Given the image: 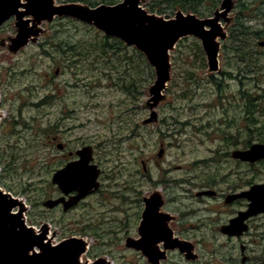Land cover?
I'll return each instance as SVG.
<instances>
[{
  "label": "rangeland",
  "instance_id": "374dc122",
  "mask_svg": "<svg viewBox=\"0 0 264 264\" xmlns=\"http://www.w3.org/2000/svg\"><path fill=\"white\" fill-rule=\"evenodd\" d=\"M69 1L53 0L52 4L87 6ZM239 1L231 0L232 11L221 20L224 36L217 39L219 71L209 70L203 48L205 62L196 63L197 54L190 51L187 41L181 53H176L177 46L170 52L169 81L160 97L154 93V69L151 76L137 58L132 66L122 61L133 57L135 48L127 46V54L111 51L105 64L98 51L103 47L92 43L94 31H99L93 25L60 16L38 21L22 6L21 20L14 15L0 26V190L18 201L15 211L22 210L25 225L35 235L45 233L51 246L85 240L87 253L80 264H156L143 252L127 247L128 235L137 237L138 212L146 206L145 200L159 202L158 211L165 217L178 219L182 211L190 224L206 226L193 231L197 238H213L221 221L218 218L227 220L243 208L226 205L224 197L231 194L229 187L236 177L263 183L264 161L243 166L224 154L237 149L229 147L233 143L264 144V48L255 57L257 68L225 48ZM97 2L102 4V0ZM222 3L216 11L222 10ZM151 4V0H141L140 5L165 20L183 12L160 15L159 8L150 11ZM22 22L31 33L24 46L18 43ZM247 24L264 31V20L253 18ZM71 55L80 62L69 66ZM187 71L195 74L196 81L187 77ZM254 95L261 97L255 118L250 114ZM55 136L68 150L92 147L93 163L102 171L101 191L68 212L43 207V202L62 196L52 183L56 171L65 166L64 161L55 163L56 155L63 156L52 144ZM161 145L166 149L163 158L158 157ZM214 188L220 192L219 198L197 197L200 191ZM131 199H138L142 209H133ZM162 200L165 206L160 209ZM253 222V230L264 228V216ZM262 237L263 242L248 236L247 244L235 245L236 264H241L243 246L252 257L250 264H264ZM201 241V245H189L191 253L161 245L165 256L158 264L228 262L232 244H223V239Z\"/></svg>",
  "mask_w": 264,
  "mask_h": 264
},
{
  "label": "water",
  "instance_id": "95a60500",
  "mask_svg": "<svg viewBox=\"0 0 264 264\" xmlns=\"http://www.w3.org/2000/svg\"><path fill=\"white\" fill-rule=\"evenodd\" d=\"M52 1L29 0L22 4L21 0H0V26L14 15L21 20L22 14L19 13V8L22 6L38 21H52L55 16H60L93 25L104 35L118 38L127 46L135 47L145 55L157 74L154 86L156 97L161 96L169 81L170 52L184 38L199 39L207 57L209 70L213 73L219 71L217 39L224 36L221 20L232 11L231 0H224L222 10L216 11L213 17L207 19L178 12L175 18L170 20L149 14L141 7V0H123L114 6L100 5L95 8L77 4L54 7ZM36 4L38 8L34 7ZM20 28L22 31L18 43L24 46L27 45L31 33L26 30V23L22 22ZM259 46L264 47V41L259 42ZM162 155L163 151L159 156ZM77 156L80 158L79 161L67 164L53 175L52 183L59 188L63 196L56 200L45 201L43 206L46 209L53 210L62 204L64 212H67L99 190L98 180L101 170L97 165L92 164L93 148L85 147L77 152ZM233 157L251 163L264 160V144H255L245 152L236 151ZM74 193L76 194L72 195ZM241 196L251 202L249 210L240 213L223 229L236 236L242 235L247 230L244 224L247 219L264 213V185L255 186L251 191L238 197ZM233 199L235 198L230 197L227 202L230 203ZM17 204V200L0 190V264H80V256L85 252L83 241L72 239L55 247L50 243H44L45 233L36 236L33 230L25 225L21 209L19 214H12ZM158 208V203L147 202L140 226L144 238L139 242L127 243L129 248L143 250L144 255L156 264L165 256L157 246L160 241L166 243L164 247L167 250L181 247L183 250L191 251L188 245L169 241L172 232L167 228L162 215L158 213ZM156 228L160 232L152 236L151 233Z\"/></svg>",
  "mask_w": 264,
  "mask_h": 264
},
{
  "label": "trees",
  "instance_id": "16d2710c",
  "mask_svg": "<svg viewBox=\"0 0 264 264\" xmlns=\"http://www.w3.org/2000/svg\"><path fill=\"white\" fill-rule=\"evenodd\" d=\"M69 2H75V3H83L85 5H88L92 8L97 7L101 5L97 2V0H70ZM152 4L150 5V11L155 12L157 8L160 9L158 12L160 15H174L175 11L182 10L186 14H195L196 16L200 18H206L210 17L214 14V12L217 10V8L221 5L223 0H151ZM119 1L117 0H102V4L113 6L118 4ZM250 16V17H248ZM260 19L264 20V0H240L237 3V15L235 16V22L232 28L229 30V39L225 43V48H231L232 53L235 55L236 59L240 61H249L252 64V67L257 68L258 63L256 61V55L258 54V49L260 47L258 46V42L264 40V31L255 29L252 26H249L247 23L253 19ZM250 19V20H249ZM94 31L95 29L92 27L91 29ZM96 40L95 42H92L95 46H102L103 48L107 47L106 50L101 48L100 51L102 54V58L105 61L106 59H110L108 57L109 53L111 51H115L116 53L125 52L127 54V46L119 39L107 37L103 35L100 31H94ZM190 41V51L194 52L196 55V63L200 60L201 62H205L204 59V53L201 47V44L198 40L193 38H184L179 42V44L176 47V53H181V48L183 47L184 43ZM257 41V43H256ZM84 44L88 42H83ZM62 45V44H60ZM237 45V46H235ZM109 47V48H108ZM76 50L74 49L73 52ZM97 51V50H95ZM134 51L133 57H126L122 58V61H128V65L132 66L134 64V61L137 60L140 61V63H145L146 66L149 68L151 72V76L154 75L153 68L148 64L145 56L138 52ZM99 52V53H100ZM183 54V53H182ZM172 59L175 60L176 56H172ZM188 60V58L186 57ZM68 61L70 63L69 66H72L73 64H76L80 61L73 58L72 55L68 57ZM66 67L68 65L66 64ZM90 67H96L94 65H90ZM126 72V71H125ZM254 73H256L253 70ZM187 77L192 80H195V74L192 72L187 71L186 72ZM213 77V75H212ZM110 78V75H109ZM134 83V81H132ZM255 97H252L250 104L252 107V110H250V114L252 115L259 106L256 104L258 100L261 99V97H258L254 95ZM255 118V114H253ZM254 124H258L257 120L255 119ZM1 165V164H0ZM12 167L11 165H8V168ZM10 169V168H9ZM4 187H7L5 184L2 183ZM25 190V189H24ZM21 193H23L21 191ZM31 205H40V203H32ZM103 246H105L103 244ZM97 255V254H96ZM91 256V254H90ZM123 264H133V263H123Z\"/></svg>",
  "mask_w": 264,
  "mask_h": 264
},
{
  "label": "flooded vegetation",
  "instance_id": "af4514ba",
  "mask_svg": "<svg viewBox=\"0 0 264 264\" xmlns=\"http://www.w3.org/2000/svg\"><path fill=\"white\" fill-rule=\"evenodd\" d=\"M51 140H53L52 144H55L57 149L60 150V152H61L60 155H63V156H61L62 158L61 157L59 158V156L56 155L55 159H57V160H55V163H63V161H64V164L66 166L67 164H70V163H73V162H76V161L80 160V158L77 156V152L79 150L78 151L77 150L76 151L68 150L66 145L60 141V138L58 136H55V139H53V137H52ZM255 144H259V143L251 144L250 141H248L247 143L246 142L243 143V146L241 144H239V146H238V143L237 144L233 143V145H231L229 147L231 149L232 148H237V149L236 150L233 149L234 151H232L230 153L226 152L224 154V155H226L225 158H227V159L231 158L235 163H238V164L243 165V166H246V165L247 166L248 165L252 166L253 164L262 162L264 160H260V161H257L255 163H251V162L243 161L241 159H235L233 157V153L234 152H236V151H240V152L248 151ZM59 146H62L63 148L59 149L58 148ZM85 147H90V146H85ZM94 151L95 150L93 149V156H94ZM161 151H163V155L162 156H164L165 153H166V149H165L164 145H161L160 151L158 153V157H160L159 154H160ZM65 153H67V154H65ZM65 155H67V156L65 157ZM63 157H65V160H64ZM53 159H54V157H53ZM212 161H213V159L210 162H212ZM201 163L207 164L209 162H201ZM143 169H146V168L143 166ZM59 170L60 169H58L57 171H59ZM243 176L247 177V175H245V174ZM149 181L152 182L151 177H149ZM160 184H162V182H160ZM183 184L186 185L185 183H183ZM253 184L254 183L252 181H248L247 178H244L242 176L236 177V180H235L234 184H232L229 187V192H231V194H229L226 197H224L225 198L224 203L226 205H232L233 204L232 206H235L234 204H240L241 206H243V208L241 210H239L236 214L232 213V215L227 220H223V219H219L218 218V220H221V221L219 222V224L217 226V232L214 233L215 235L213 236V238H210V237H206V238L198 237L197 238L196 234L193 231L197 230V232H200V228H206L207 229V227L206 226H198V225L190 224V220L188 219V215L185 214L182 211L179 212L180 214H178V216H179L178 219H177V217H174V216H172L173 218L165 217L162 214V218L165 220V221L164 220L163 221L166 222L167 228L172 232V236L169 238V241L174 242L175 244L176 243L179 244L181 242L183 245H188V246L192 245L193 246L195 244H198V245L203 244V242L201 241L202 239H204L206 241H215V240L217 241V240L223 239L224 240L223 244H232L233 245V247L231 249V252H230L231 254L229 255V258H228V262L227 263L225 262V263L226 264H236V261H235L236 260V256H235V254H236L235 253L236 252V246L235 245L236 244H239V243L247 244L246 238L248 236L251 237L252 241H254V242L256 240H260L261 242H263V239H262L263 237L262 236H264V230H262V231H260V230L264 229V228H261L260 230H256L255 231V230L252 229V225L255 224L253 221L256 218H258V217L264 216V213L247 219L245 221V223H244L245 226L247 227V230L244 233H242V235H240V236H236V235H234L232 233L230 234L229 232H226L225 230H223L225 227L229 226L231 221L236 219L240 215V213H246L249 210V205L251 204V202L245 197H242V196L238 197V196L243 195L244 193H247V192L251 191L252 188L255 187V186L264 185V182L261 183V184H254V185ZM203 189H206V188H203ZM100 191L101 190H99V192ZM197 197H202L203 199L219 198L220 197V192L215 191V188L213 190H202V191H200L197 194ZM230 197H233L235 199H233L230 203H228L227 200ZM148 201H149L148 199L145 200L146 206L143 208L141 213L138 212V218H137L138 225L136 226L137 230L134 231V233H136L137 237L136 238L133 237V236L130 237V235H128L127 238H131V239L128 240L127 243L139 242V241H141L144 238L142 236V233H141V230H140V226H141V223H142V220H143L144 212H145V210L147 208V202ZM162 202H163V204L161 205L160 209H163L164 206H165V201L162 200ZM81 203H79L76 207H74L70 211H72V210L76 209L77 207H79L81 205ZM131 207L133 209L136 208V207L142 209L138 199H135V200L131 199ZM58 208H62V206H58L57 209ZM158 213L160 214L159 211H158ZM213 230H215V228H213ZM159 232L160 231H158V229L156 228L151 233V235L155 236ZM194 242H196V243H194ZM218 244H220V243H218ZM161 245L165 246L166 243L164 241H160L157 246L160 247ZM243 249H244V251H243ZM134 250H136V249H134ZM247 250H248L247 246H246V248L244 246L241 248V254H240L241 257H242L241 264H250L252 262V257H249V256L246 255V252H248ZM136 251L143 252V250H136ZM243 260L245 262H243Z\"/></svg>",
  "mask_w": 264,
  "mask_h": 264
},
{
  "label": "bare ground",
  "instance_id": "6f19581e",
  "mask_svg": "<svg viewBox=\"0 0 264 264\" xmlns=\"http://www.w3.org/2000/svg\"><path fill=\"white\" fill-rule=\"evenodd\" d=\"M23 1H25V0H23ZM15 210H16V208H13V210H12V213H13V214H19V213H20V212H17V213H16ZM36 236H38V234H37ZM47 240H48V239H47ZM89 246H90V245H89ZM81 256H82V255H81ZM81 256H80V259H81Z\"/></svg>",
  "mask_w": 264,
  "mask_h": 264
}]
</instances>
